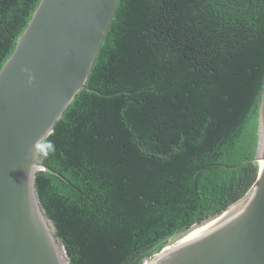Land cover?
Instances as JSON below:
<instances>
[{"label":"trees","instance_id":"1","mask_svg":"<svg viewBox=\"0 0 264 264\" xmlns=\"http://www.w3.org/2000/svg\"><path fill=\"white\" fill-rule=\"evenodd\" d=\"M39 2L0 0V69ZM263 85L264 0H119L34 178L69 264H142L240 200Z\"/></svg>","mask_w":264,"mask_h":264},{"label":"water","instance_id":"2","mask_svg":"<svg viewBox=\"0 0 264 264\" xmlns=\"http://www.w3.org/2000/svg\"><path fill=\"white\" fill-rule=\"evenodd\" d=\"M118 1L40 0L0 69V264H69L39 206L34 178L51 172L42 165L43 143L76 94L99 95L85 84ZM252 162L257 178L240 200L143 264H264V85ZM226 212L212 230L181 243Z\"/></svg>","mask_w":264,"mask_h":264},{"label":"bare ground","instance_id":"3","mask_svg":"<svg viewBox=\"0 0 264 264\" xmlns=\"http://www.w3.org/2000/svg\"><path fill=\"white\" fill-rule=\"evenodd\" d=\"M227 212L225 214H223V216L220 217V219H217L215 221H212V222L208 223L207 225L202 226L201 228L194 229V230L190 231L186 236H184L182 238L181 243H185V242L192 241V240H194L196 238L201 237L202 235H204L205 233L209 232L210 230H212L215 226H217L223 220L222 218L225 217V215L227 214ZM61 254H62V257H63L62 250H61ZM65 262H66V260H65ZM145 262H147V261H145ZM145 262H143V263H145Z\"/></svg>","mask_w":264,"mask_h":264},{"label":"rangeland","instance_id":"4","mask_svg":"<svg viewBox=\"0 0 264 264\" xmlns=\"http://www.w3.org/2000/svg\"><path fill=\"white\" fill-rule=\"evenodd\" d=\"M53 230V229H52ZM54 231V230H53ZM168 247V246H167Z\"/></svg>","mask_w":264,"mask_h":264}]
</instances>
